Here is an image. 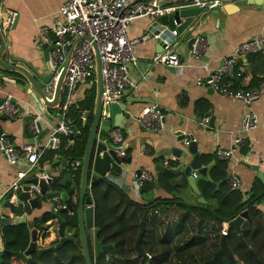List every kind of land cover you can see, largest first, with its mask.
Returning <instances> with one entry per match:
<instances>
[{
  "label": "crops",
  "instance_id": "crops-1",
  "mask_svg": "<svg viewBox=\"0 0 264 264\" xmlns=\"http://www.w3.org/2000/svg\"><path fill=\"white\" fill-rule=\"evenodd\" d=\"M145 1L150 3L152 0ZM64 2L65 0H0V8L17 12L19 15L16 28L13 30L12 51L14 56L21 60L19 61L20 64L29 63L36 57L38 60L44 59L46 47L39 45L40 30L43 27L51 26L56 21ZM188 2L189 0L160 1L163 6L180 5ZM160 17L137 18L129 27L128 35L132 39L148 36L145 41L136 46L135 53L138 63L130 67L131 78L139 83L135 88L127 90L121 101L128 108V114L122 120L121 126H114L115 116L112 114L110 117L112 129L107 134L101 132L100 138H108V147L118 152L121 144H115L112 134L117 132L122 134L127 148L125 157L130 158V162L122 163L117 167L118 173L111 172L109 176H111L113 183L125 188L130 197L136 201L145 203L164 202L159 207L165 212L158 215L163 221L161 232L164 233L180 220L185 213L186 206L197 205L199 202V195L194 191L184 173L185 167L193 160V155L188 152V145L182 143V139L185 137L193 136L196 138L202 164L207 167L208 172L217 161L226 160L229 177L233 173L236 174L244 183V192L250 191L254 185L264 184V179L260 176L261 174L264 175V168L260 166L264 161V97L255 100L250 106L259 116L260 126L250 132H243L245 110L243 101L223 96L209 87L199 86L196 83L198 77L206 76L221 68L226 58L239 44L258 35L264 36V4L247 5L229 14L225 11L218 13L216 9L204 12L192 32L179 38L178 43L176 42L174 45L175 50L184 57L183 66L174 68V70L165 64L152 62L153 55L163 49L151 30L154 23L160 22ZM3 25L7 27L4 21ZM197 35L204 36L208 41V46L202 57L195 61L189 53L187 44L193 36ZM247 62L248 66L242 77H225L223 83L236 90L240 87L259 86L264 82V51L249 55ZM38 63L41 64L42 62L39 61ZM10 74L20 77L16 73ZM19 82L26 83L25 80H19ZM4 83L0 77V100L9 92L23 104L24 112L15 119L0 115V134L6 133L12 144L19 150H26L47 143L51 132L57 125L60 115L59 108L45 106L42 102L41 106L44 108V112H42L41 107L32 103L33 101L29 99V95L24 93L25 91L13 84ZM93 92L95 93L93 109L83 111L89 112L87 117L88 129L82 128L86 118L85 113L82 115L81 125L77 126L81 133L82 142L86 138L85 148L90 126L94 119L98 96V76L97 83L90 82L80 85L76 96L86 100ZM153 105L161 108L164 115V126L159 130L144 129L138 120ZM207 114H211V119L214 121L213 127L209 126L211 119L207 126L202 124ZM38 116V121L41 122L42 127L39 129L40 133L35 135L31 129V121ZM68 119L71 123L77 120L74 110L71 109ZM238 135L243 136L248 143L253 144L252 149L245 146L235 152L230 159L220 158L216 154V150L218 148H231ZM75 137L78 136L75 135ZM174 148H180L187 152V156L178 158L173 154ZM62 151L61 147L49 150L41 158V172L49 173L60 183L68 171H73L72 180L74 183H69L68 188L75 187L78 191L80 183L78 184L77 181L80 182L81 180V167L76 170L73 169L72 161ZM203 157L209 165L203 163ZM162 165L173 170L181 169L182 172L175 177V181H172L163 171L157 170V167ZM141 170H148L154 174V183L139 188L134 179V174ZM194 172L198 173L197 169L192 171L193 177ZM16 175L17 168L11 166L0 151V198L7 194V189L15 180ZM200 176L203 175L198 173L197 186ZM31 177L28 175V178ZM172 198L178 199V203L169 206L166 201ZM61 205H63L61 202L57 204V206ZM54 207L56 208L54 200L50 202L42 200L36 209H31L28 205L26 207L27 224L31 230L33 228L38 230V242L41 246H49L59 240L57 235L58 219H50L46 223L42 222L43 216ZM0 213L6 217L14 218L15 216L9 208L3 206L1 199ZM197 218L200 220L198 216ZM89 237L94 245V229L89 231ZM47 241L49 243L45 245ZM0 250H4L1 233Z\"/></svg>",
  "mask_w": 264,
  "mask_h": 264
},
{
  "label": "built area",
  "instance_id": "built-area-1",
  "mask_svg": "<svg viewBox=\"0 0 264 264\" xmlns=\"http://www.w3.org/2000/svg\"><path fill=\"white\" fill-rule=\"evenodd\" d=\"M161 0H152L147 3L145 0H65L57 15L56 21L48 27L41 28V40L39 45L47 47L55 45L50 51V62L53 66L51 79L46 84L45 95L49 101L54 100L59 79L67 63L63 84L61 87L60 101L56 105L59 108V118L56 127L50 134V138L42 146H34L26 150L17 149L6 133L0 134V151L7 162L17 168V175L13 183L8 187L7 192L22 190L24 181L28 175L34 176L42 173V178L48 180L52 178L49 173L41 172V158L49 150L60 148L62 138L69 139L67 147L74 145L75 135L73 125L68 119V115L73 106L79 107L84 98L76 96L80 85L90 82L97 83L98 61L101 62V74L103 80L104 103H119L122 101L127 90L135 88L138 81H134L130 76V67L138 63L135 48L145 41L147 35L132 39L128 35L131 23L141 17H160L174 13L177 9L193 6L199 7L203 11H210L229 0H189L186 4L163 6ZM17 12L0 8V18L11 26L15 20ZM174 34L177 31L174 30ZM157 37V35H154ZM176 43H167L163 49L156 52L152 57L153 63H162L172 68H180L184 64V57L174 48ZM208 46L207 39L202 35L195 36V41L189 51L193 60L198 61ZM264 51V36L258 35L239 44L228 56L221 68L210 72L206 76L197 78L199 86H206L223 96L237 98L245 105L242 131L250 132L260 126L259 116L250 106L258 99L264 97V82L259 86L251 88L240 87L231 89L223 83L225 77L240 78L246 71L247 57L251 54ZM146 77L145 75L143 76ZM65 94V98L62 95ZM11 96L0 105V115L15 119L19 116V110L10 101ZM211 119V114H207L202 124L207 126ZM38 117L31 121V129L35 135L40 133L37 126ZM142 128L148 130H159L164 126V115L162 110L156 106H151L139 118ZM115 144H121L119 156L127 155L126 143L120 132L112 134ZM191 141H197L195 137L189 136L182 139L184 145ZM124 144V145H123ZM252 149L253 144L241 136H236L231 148L216 150V154L222 159H230L235 152L243 147ZM72 168L80 167V161L72 162ZM122 165V164H121ZM120 164H111V169ZM264 168V161L260 165ZM106 177L112 181L110 173ZM194 178L198 173L194 172ZM134 179L139 188H144L147 183L155 180L154 174L148 170H141L134 174ZM113 182V181H112ZM229 185L235 190H244L243 181L236 175L229 177ZM39 190L37 185H32L30 192L33 194ZM246 193V192H244ZM4 196V195H3ZM59 202V201H57ZM0 217L3 216L0 213ZM223 235L228 234L229 223L223 224ZM1 229V227H0Z\"/></svg>",
  "mask_w": 264,
  "mask_h": 264
},
{
  "label": "trees",
  "instance_id": "trees-1",
  "mask_svg": "<svg viewBox=\"0 0 264 264\" xmlns=\"http://www.w3.org/2000/svg\"><path fill=\"white\" fill-rule=\"evenodd\" d=\"M94 102L93 92L88 99L80 102L78 108L73 107L72 110L76 112L77 117V120L72 122L73 126L81 125L82 115L86 112L83 111L92 110ZM87 127L84 128L82 125L84 130H87ZM85 139L82 142L80 136L74 135V145L67 147L69 139L63 137L60 147L70 161L75 162L83 157ZM203 159V163L207 165L208 162L204 157ZM210 159L212 161L211 157ZM117 167L111 169L114 174L118 173ZM227 170L228 162L219 160L210 168L207 176H200L198 188L207 202L186 206L180 220L164 233L161 232L163 221L158 216L165 212L159 207L164 202L136 201L125 188L116 185L106 176L101 177L90 190L95 202V228L99 231L100 242L114 244L118 255L116 257L103 253L95 255L90 238L92 264H200L211 259L220 249L224 236L223 224L230 223L244 211L248 212L249 221L244 222L241 233L228 226V234L225 236L227 245L240 263L264 264V214L258 208L264 202V184L254 185L246 193L232 189L228 182ZM77 182L80 183L79 180ZM53 185L59 188L58 179L54 180ZM166 203L174 206L178 199L172 198ZM75 208L77 209V204ZM55 218L58 219V223L65 220L72 229L78 227L77 211L58 214L47 212L42 222L46 223ZM143 221L146 229L142 247L146 255L138 256L136 241ZM0 233L5 250L0 264H86L79 236L56 251H48L41 255L35 251L25 262L13 251L23 252L28 248L31 241L30 226L24 222L9 224L1 226ZM250 249L255 250L257 257Z\"/></svg>",
  "mask_w": 264,
  "mask_h": 264
},
{
  "label": "water",
  "instance_id": "water-1",
  "mask_svg": "<svg viewBox=\"0 0 264 264\" xmlns=\"http://www.w3.org/2000/svg\"><path fill=\"white\" fill-rule=\"evenodd\" d=\"M263 5L264 0H229L224 2L221 6H218L216 11L219 13L225 11L226 13H232L240 8L247 5ZM203 11L199 7H183L177 9L172 15H164L159 18L160 22L153 24L151 30L157 35L156 40L163 48L167 43H178L179 38L183 37L187 33H191L194 29L195 24L198 23L200 17L203 15ZM18 14L11 26L5 27L3 21L0 18V77L4 80V84L10 83L17 86L19 89L25 91L24 93L29 95V99L36 103L44 112L42 102L45 106L56 107L60 101L61 87L63 84V79L66 72L67 63L61 74L56 89L55 98L49 101L45 95L46 84L51 79V72L53 71V66L50 62V51L55 48V45H49L45 48V53L43 55L44 59H39L36 57L31 62L20 64L19 58L14 56L12 51L13 47V30L16 28L18 21ZM174 30L177 34H174ZM195 41V36H193L188 41V50L192 48V44ZM41 61L42 63H38ZM98 61V96L96 99V107L94 111V119L90 126V131L87 139V144L85 148L84 155L80 160L81 167V180L79 189L75 187H69V183L73 184V172L68 171L61 182L59 183V188H56L54 183V178L46 180L42 178V173H38L31 178H27L24 181V187L20 191H9L5 196L1 197V202L5 208H9L13 214L14 218L11 217H0V227L9 224L27 223L28 213L26 212L27 205L31 209H36L41 201L50 202L55 201L56 208H51L52 213H74L77 211L78 214V227L72 229L69 227L65 220H62L57 225V235L59 240L56 244H51L49 246H41L38 242V230L33 228L31 230V241L28 248L25 251H13L14 254L21 257L24 261H27L30 256L37 251L40 255L48 251H56L62 248L66 243L74 241L77 236L80 237L82 249L84 252L86 264H92L91 250L89 244V231L94 229V254H108L112 257L118 255L117 249L114 244H102L99 240V231L95 228V202L93 195L91 194L92 186L99 180L100 177H104L111 170V164H122L125 162H130V158L118 156L117 150L108 147L109 139L100 138L101 132L109 133L112 129V122L110 120L111 115L115 116L114 126H121V122L128 114V108L125 103H104L102 101L103 96V80L101 74V62L99 56H97ZM174 70V68H172ZM10 73L19 74L11 75ZM19 80H25L26 83L19 82ZM212 90V89H211ZM11 96L10 101L16 105L19 113L24 112L23 104L19 101L16 96L9 94L7 92L3 98L0 100V105L3 104L8 96ZM161 109V108H160ZM89 112H85V120L83 127L88 126L87 117ZM37 126L41 129V122H37ZM210 127L214 126V121L211 119ZM75 135L80 136L81 133L78 131L76 126H73ZM72 137H74L72 135ZM182 138V137H181ZM188 152L193 155V160L190 164L185 167L184 173L188 177L189 183L194 189V191L199 195V202L205 203L206 200L201 196V192L197 186V179L192 176V171L197 169L198 173L207 176L208 169L204 167L201 161V154L198 152L197 141H191L188 144ZM173 154L178 158L186 157L187 152H184L180 148H174ZM67 163V162H66ZM67 166V165H66ZM65 166V167H66ZM157 170L163 171L168 177L175 181V177L179 175L182 170H173L172 168L166 166H158ZM264 179V175H260ZM37 185L39 190L35 191L33 194L30 192L31 186ZM34 195V197H33ZM57 201H61L63 205L57 206ZM57 202V203H56ZM77 204V209L75 205ZM264 214V202H262L258 207ZM249 221V215L247 211L239 214L235 219L230 221L229 226L238 232H242V225L245 221ZM145 222H141V230L136 241V249L138 256H145V252L142 247V241L145 234ZM250 252L257 257L255 250L250 249ZM5 250H0V263L3 261ZM228 257L230 264H242L240 263L233 252L229 249L226 241V237L223 236L221 247L216 251L213 257L209 260L201 262L200 264H223V256Z\"/></svg>",
  "mask_w": 264,
  "mask_h": 264
},
{
  "label": "rangeland",
  "instance_id": "rangeland-1",
  "mask_svg": "<svg viewBox=\"0 0 264 264\" xmlns=\"http://www.w3.org/2000/svg\"><path fill=\"white\" fill-rule=\"evenodd\" d=\"M62 98H65V94L62 95ZM74 109V108H72ZM56 214H58V212H56ZM41 230H44V228H41ZM92 237V236H91ZM48 241L45 243V245H48ZM223 264H230L228 261V257L226 255L223 256Z\"/></svg>",
  "mask_w": 264,
  "mask_h": 264
}]
</instances>
